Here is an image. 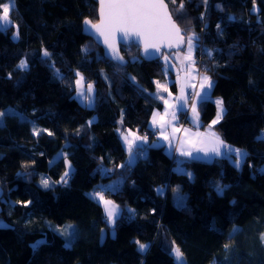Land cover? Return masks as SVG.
Wrapping results in <instances>:
<instances>
[{
    "label": "trees",
    "instance_id": "1",
    "mask_svg": "<svg viewBox=\"0 0 264 264\" xmlns=\"http://www.w3.org/2000/svg\"><path fill=\"white\" fill-rule=\"evenodd\" d=\"M166 2L183 34L198 37L196 59L214 82L198 104L203 124L222 99L213 129L247 158L239 168L226 156L178 162L147 143L129 163L120 137L131 129L153 138L162 102L152 92L173 48L147 59L131 42L121 65L83 31L84 19H98L97 0H14L11 23L0 28V264H177L174 246L185 264H264V0ZM79 76L95 85L92 106L75 95ZM105 182L112 186L102 189ZM101 190L120 206L113 226L90 195ZM49 221L77 224L70 246Z\"/></svg>",
    "mask_w": 264,
    "mask_h": 264
},
{
    "label": "snow or ice",
    "instance_id": "2",
    "mask_svg": "<svg viewBox=\"0 0 264 264\" xmlns=\"http://www.w3.org/2000/svg\"><path fill=\"white\" fill-rule=\"evenodd\" d=\"M176 0H172V3L175 4ZM207 0H205V3ZM100 3V16L101 22L99 24H93L90 20L85 19L84 24L86 26L85 31L91 29H95L101 35L104 36V42L109 44V47H113L114 45L109 43L110 39L114 40L116 32H120L123 34L125 38H130L133 35L143 36L144 38V51L147 53L149 49H159L161 45H165L168 48L176 47L179 48L182 44L187 45V55L183 57L182 63L184 61L189 62L190 64H194L195 61L192 57V52L195 48V42L198 40V37L195 33L188 35L186 40L185 36L182 34L181 29L178 25L173 21L170 13L168 12V6L164 2V0H99ZM183 3L181 2L178 6L179 9H183ZM11 4L3 3L0 4V23H4L5 25L9 23V14H10ZM232 19V17H229ZM219 28V25H217ZM18 26L16 36L18 37ZM84 51H87L85 48ZM115 52V49H114ZM208 55H211V51L209 50ZM43 57H50L51 53L48 52L47 49L43 50ZM117 59H122L117 56ZM179 58V57H177ZM167 59V57H165ZM20 69H27L28 63L26 60H21L18 65ZM58 72V70H57ZM79 75V74H78ZM200 89L201 92H205V96H201L200 93H194L193 99L199 97L201 100L205 99L207 96V90L212 89L214 82L213 80L207 76L203 75L201 77ZM159 84V82H157ZM77 86V95L83 101L86 102L88 106H92L93 103V85L89 83L87 85V91L84 88V78L80 76L78 80L75 81ZM159 87H163L159 85ZM167 91V89H164ZM181 97L179 98L181 101L186 102L187 97L183 95V85L181 86ZM218 111L216 119L212 121V124L215 125L218 123L224 115L225 108L224 102L222 99L215 101ZM193 116L198 120L199 113L195 104L192 106ZM5 112L0 111V122H2V118L5 116ZM13 115H16L13 113ZM173 119H175V113L173 112ZM158 114H154L152 118L153 124L160 123L157 120ZM92 121H89L91 124ZM160 126L163 127V123H160ZM211 127V126H210ZM47 132V130H44ZM33 134L39 135V130L33 128ZM51 135L52 133H48ZM195 136L198 138L195 141H190L191 149L185 151L183 148V144H181V154L188 157H193V152L200 153L203 152L205 156L209 154L214 155H222L224 154L223 150H227L229 154V158L232 155H235L236 160L233 161L237 168L240 167L241 161L247 158V153L241 149H234L228 146L215 132H209L207 134L196 133ZM146 137H133L129 138L128 135H123V140L127 143V149L129 152L130 160L134 157L133 153V145L136 144L137 141H146ZM165 140H168V137H164ZM196 145H202L203 147H197ZM171 146V145H170ZM137 152L139 154H143L142 150L137 148ZM193 158H200L199 156ZM70 167V165H69ZM108 171V170H106ZM264 172V169H261ZM187 175H191L190 173H185ZM69 173L66 171L64 175L61 177V181L63 183H67V177ZM41 184L47 188L49 187V181L47 179H42ZM217 191L222 192L223 187L217 185ZM158 192L162 194V189H158ZM93 199L96 200L97 203L102 204L105 216L107 221L111 225H115L118 216L121 214V210L115 205L114 202L105 199L103 195V190L94 192L90 194ZM25 203V202H21ZM31 201H27V204H31ZM132 210L129 209V212ZM71 227V226H69ZM64 231V230H61ZM72 236L70 235L68 242H66V247L71 245ZM138 245V249L141 252L147 250L148 245L140 243L136 241ZM227 247V245L225 246ZM170 254L174 256L177 264H185L184 261V253L180 250L179 247H174L170 250Z\"/></svg>",
    "mask_w": 264,
    "mask_h": 264
},
{
    "label": "crops",
    "instance_id": "3",
    "mask_svg": "<svg viewBox=\"0 0 264 264\" xmlns=\"http://www.w3.org/2000/svg\"><path fill=\"white\" fill-rule=\"evenodd\" d=\"M182 60L183 58L178 59V60L176 59L175 62L173 61L174 64L173 62H171L176 67V69L171 67V65L169 64H164L163 66L165 69V78L172 79L169 83L171 90L167 89V86H166V89H167V91H165L166 94L164 95L163 98H159L162 102V106L156 107L153 110L154 111L153 115L158 114L157 120L160 123H163L164 126L161 127L160 123L153 124L152 122L153 115H152L151 120H150L151 127H152L151 130L153 134L155 133V136H153V138L150 139L148 135L147 136L145 135L144 137L147 138L146 144L149 143V144L156 145V146L164 145L165 151L167 152V154H174L178 162L182 160H186V159H191L196 156H199L201 159L204 158L207 160H212L215 157L226 156L231 162H233L236 159L235 155H232L231 158H229V154L227 153L226 149L223 150L224 154L222 155L209 154L205 156L203 152H200V153L193 152V157H188V156H184L181 154V144H183V148L185 151L190 150L191 144L189 142L195 141L198 139L195 136L196 133L207 134L209 132H215L217 134V132L213 129L214 125L212 124V121L216 119L215 117L211 120V122L207 124H203V121L201 120L200 112L198 109V104L201 101L199 97H197L194 100L195 101L194 104L199 113L198 120L193 116L192 109L191 108L188 109L189 99L187 98L186 102L181 101L179 99L182 94L181 93L182 85H183V95L185 97H187L186 87H188V85H191L195 89H198L199 91L198 93H200L201 96H205V92H201V89H200V84L202 82L200 77L202 76H199V75L201 73L198 72V69L194 64H190L187 61H184L182 63ZM172 83L174 86L172 85ZM210 93H211V89L207 90L206 98L210 96ZM162 99H164V101ZM185 111H188L187 123H183L179 120V116L181 114H185ZM173 112L175 113V119H173V115H172ZM165 136L168 137V140L164 139ZM223 141L231 148L238 149L237 147L229 144L227 141L225 140ZM139 145H142V144L139 142ZM196 146L203 147L202 145H196ZM243 151L246 152V150H243ZM241 164L242 162L240 163V165ZM110 186H112L111 182H108V183L105 182L104 184L100 185L102 189H106V187H110ZM109 264H113V262Z\"/></svg>",
    "mask_w": 264,
    "mask_h": 264
},
{
    "label": "rangeland",
    "instance_id": "4",
    "mask_svg": "<svg viewBox=\"0 0 264 264\" xmlns=\"http://www.w3.org/2000/svg\"><path fill=\"white\" fill-rule=\"evenodd\" d=\"M6 3H10L11 4V6L14 4V0H9L8 2H6ZM11 10V9H10ZM9 23H7L6 25L4 24V23H0V28H2V29H5V27L7 26V25H9L10 23H11V19L9 18ZM191 35V34H190ZM13 38H17V36H16V32L15 33H13ZM186 38H187V36H186ZM186 38H185V40H186ZM195 48H194V50H193V52H192V57H193V60L195 61V63H194V65L197 67V69H198V72L199 73H201L199 76H203V75H207L208 76V74H207V72H206V70H205V67H206V65H205V62H203V61H200L199 60V62H198V60L196 59V57H199L198 55H196V49H197V44L195 43ZM185 55H187V45H186V43H185V45L184 46H182V47H179V48H175V49H170V50H165L164 51V53H163V57H161V60H162V62H163V64H169V65H171V67H173L174 69H176V67L173 65L174 64V62H175V60L177 59H182ZM165 57H167V59H165ZM177 57H179V58H177ZM175 59V60H174ZM174 61V62H173ZM171 62H173V64L171 63ZM203 73V74H202ZM210 77V76H209ZM79 78H80V76H79ZM78 78V79H79ZM201 78V77H200ZM77 79V80H78ZM172 79H170V78H166L165 80H158L157 82H159V84L156 82V87H155V90L152 92L153 93V95L155 96V97H157V98H163L164 97V95L166 94L165 93V90H164V88H166V86H167V89H169V90H171V88H170V81H171ZM92 85H93V89H94V91H95V85L92 83V82H90ZM87 85L88 84H86L85 82H84V88H85V91H87ZM159 85H162L163 87H159ZM187 88V90H186V96H187V98L189 99V102H188V109H192V106H193V104L195 103V99H193V95H194V93H198L199 91H198V89H195L194 87H192L191 85H188V87H186ZM93 91V101H94V97H95V92ZM76 94V97H77V99L80 101L81 99L78 97V95H77V89H76V92H75ZM163 101H164V99H162ZM216 100H220V98H214V101H216ZM82 101V100H81ZM83 102V101H82ZM83 103H86V102H83ZM87 104V103H86ZM93 104V103H92ZM215 105H216V103H215ZM216 108H217V105H216ZM218 109V108H217ZM187 114H188V111H185V114H181L180 116H179V120L181 121V122H183V123H187ZM216 116H217V114L214 116L215 118H216ZM92 121V120H91ZM2 122H3V118H2ZM123 135H128L129 136V138L131 139V138H133V137H136V136H139V137H144L143 135H140V134H138V133H135L133 130H131V129H127L125 132H122V135H121V143H122V145L124 146V148H125V151H127V154H126V156H127V161L129 162V163H131V164H133L134 162H136V160H137V157H138V155H137V149H136V147H137V145H139V142L142 144V145H145L146 144V141H137L136 142V144H134L133 145V153L135 154L134 155V157L130 160V157H129V152H128V149H127V143L123 140ZM153 136H155V133L153 134ZM236 147V146H235ZM239 149V148H238ZM65 152V150H64V148H61L60 149V151H58L54 156H53V159H55V158H57V157H59L61 154H63ZM142 152L144 153V150H142ZM236 160V159H235ZM241 162H243V161H241ZM181 170H183V171H186L187 173H190L191 175H190V177H192V173H191V171L190 170H186L185 168H183V167H181V169H180V171ZM42 179H45V177L44 176H42L41 178H40V184H41V180ZM117 180H120V178L119 177H117L116 178ZM114 181H116V180H114ZM42 185V184H41ZM107 200H110V201H112V202H114L113 200H111V199H109V198H106ZM115 203V202H114ZM115 205H117L118 206V208L120 209V206L118 205V204H116L115 203ZM104 210V209H103ZM108 222V221H107ZM48 224L50 225V228H52V229H55L56 231H58L61 235H63V237H64V240H65V244H66V242H68V240H69V237H70V235L72 236V239H71V241L74 239V237H75V235H76V232H77V224L76 223H72V222H68V221H64V223H56V222H48ZM110 224V223H109ZM111 225V224H110ZM69 226H71V227H69ZM111 226H113V225H111ZM61 230H64V231H61ZM111 232H113V229L111 228ZM43 240V238H41V239H39L37 242H35V243H33V246H35L36 247V245L40 242V241H42ZM141 243H143V242H141ZM174 247H176V246H174ZM173 247V248H174ZM177 262V261H176ZM113 264H119V263H116V262H113ZM121 264V263H120Z\"/></svg>",
    "mask_w": 264,
    "mask_h": 264
},
{
    "label": "water",
    "instance_id": "5",
    "mask_svg": "<svg viewBox=\"0 0 264 264\" xmlns=\"http://www.w3.org/2000/svg\"><path fill=\"white\" fill-rule=\"evenodd\" d=\"M164 2L168 6V12L170 13L173 21L180 28L179 24L176 22L175 18L173 17L172 12L170 11L168 2H166V0H164ZM97 5H98V9H97L98 19H97V21H92L89 17L86 18L87 20H90L93 24H99L101 22V16H100V11H99V9H100L99 0H97ZM82 27H83L84 33L86 35H89L92 38H94L95 41L103 48V54H104V56L107 59H109V60L111 59V60H113V61H115V62H117V63H119L121 65L127 62V58H125L124 55H123V48H124L123 45H125V44H131V42L135 43L138 47H140V49H139L140 56L141 57H145L147 59L158 58L159 55H160V53L163 51V49L164 48H168L165 45H161V47L158 50L157 49H151L150 48L149 51L147 53H145V51H144V38H143V36L133 35L130 38H125L123 36V34L120 33V32H116L114 40L110 39V41H109V43H111V44L114 45V48H113V47H109V44H106L104 42V36L101 35L99 32H97L95 29H91L89 27V30L88 31H85L86 26H85L84 23H83ZM181 32H182V30H181ZM182 34H183V32H182ZM185 38H186V36H185ZM184 45L185 44H182L180 47H182ZM172 48L175 49L176 47H172ZM114 49H115V52H114ZM117 56L121 57L122 59H117L116 58ZM2 194H3L2 193V190L0 189V196ZM106 234L107 233L105 232L104 229L101 230L100 242H103L105 240Z\"/></svg>",
    "mask_w": 264,
    "mask_h": 264
}]
</instances>
